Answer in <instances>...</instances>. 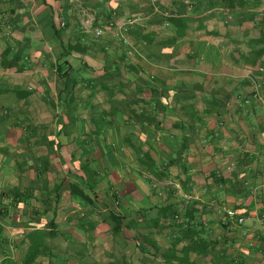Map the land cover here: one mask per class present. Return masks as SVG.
I'll return each mask as SVG.
<instances>
[{
    "label": "crops",
    "instance_id": "1",
    "mask_svg": "<svg viewBox=\"0 0 264 264\" xmlns=\"http://www.w3.org/2000/svg\"><path fill=\"white\" fill-rule=\"evenodd\" d=\"M143 1L0 0V264L124 257L165 264L176 238L178 256L193 242L189 256L197 264H264V0H245L225 19L218 9L196 14L222 36L201 38V60L187 59V45L167 67L149 69L160 72L163 97L174 99L155 124L131 116L155 107L105 104V92L92 105L85 88L76 92L82 103L58 101L56 67L68 61L83 68L85 58L66 51L87 49V61L101 71L114 60L106 53L116 47L110 18L120 24L136 15L138 25L149 26ZM98 28L103 39L95 37ZM73 185L87 200L72 194ZM169 208L182 210V219L188 208L197 234L186 238L172 227L163 215ZM113 213L129 226L117 237Z\"/></svg>",
    "mask_w": 264,
    "mask_h": 264
},
{
    "label": "trees",
    "instance_id": "2",
    "mask_svg": "<svg viewBox=\"0 0 264 264\" xmlns=\"http://www.w3.org/2000/svg\"><path fill=\"white\" fill-rule=\"evenodd\" d=\"M144 6L140 9L143 13L151 15L146 25H138L131 27L128 31V38L130 45L116 39L113 34L114 44L116 47L113 51H106L109 57L114 58L113 61L106 62V65L98 71L87 61V55L90 53L87 49L74 48L72 51H66L67 55L71 53L84 54L83 68L76 69L68 61L59 63L56 67L57 74L61 79L62 87L58 95L59 103L71 107L77 102L82 103V99L76 96L77 90L85 88L92 92L91 96L85 100V104L92 105L95 102L96 95L100 93L106 94L103 97V103L121 107H155V113H143L139 115L134 110L131 111V116L155 124L157 118L161 115L162 107L171 104L174 99L163 97L161 90V81L151 72L150 68L167 67V61L172 60L178 56L179 50L184 46L189 45L190 52L186 55L189 61L201 60L206 52L207 44L201 40L204 36L221 37L220 31L211 32L207 27V17L196 16L197 13H208V11L220 10V16L225 19L227 10H234L237 8L246 7L245 0H172V5L162 6L161 0H156L152 3L151 0H144ZM156 8L158 11H155ZM192 8L191 11L189 9ZM138 13V11H137ZM154 13V14H153ZM134 14V13H133ZM153 15V16H152ZM136 18L137 16H131ZM218 20L219 17H217ZM110 18V22L114 20ZM252 22H256V16L252 17ZM109 22V23H110ZM241 21L239 26H243ZM108 23V25H109ZM107 25L108 30L110 27ZM158 25L163 27L159 31H151L148 27ZM99 39H103L98 38ZM260 39H255L253 42L259 44ZM261 43L264 42V34L261 37ZM133 52V55L130 53ZM263 51H254V57L262 55ZM167 60V61H166ZM250 65L253 68L257 67V61H253ZM149 67H146L143 63ZM166 65V66H164ZM82 68V69H81ZM85 70V77L78 74L81 70ZM132 91V92H131ZM120 94L123 98H118ZM67 118L73 117L71 112L65 114ZM79 117L75 114L74 117ZM106 117L113 116V114H106ZM66 119V118H65ZM64 118L62 120H65ZM161 131V129H159ZM151 167L155 163L149 164ZM82 170L85 169L81 167ZM159 170V168H157ZM167 170V167H165ZM72 194L75 197H80L83 201L87 200L85 193L78 185H73ZM86 198V199H85ZM184 212L181 210V214ZM179 209H166L163 212L165 218L172 227H176L184 231L186 238L190 235L197 234V226H194L192 221L188 218L189 209L185 211V218H181ZM182 216V215H181ZM111 229L110 232L114 237L123 235L125 229V218L112 214L110 217ZM182 220V222H180ZM125 234V233H124ZM127 238V237H126ZM125 238V239H126ZM128 239V238H127ZM182 242L181 239H173L171 243L172 250L165 259V264H197L190 258V253L194 250V244L184 247L178 256V246ZM203 243L197 246H203ZM144 244L146 242L144 241ZM139 246V245H138ZM126 247V246H125ZM129 247V246H128ZM144 247L141 251H144ZM107 264H130L129 258H115Z\"/></svg>",
    "mask_w": 264,
    "mask_h": 264
},
{
    "label": "built area",
    "instance_id": "3",
    "mask_svg": "<svg viewBox=\"0 0 264 264\" xmlns=\"http://www.w3.org/2000/svg\"><path fill=\"white\" fill-rule=\"evenodd\" d=\"M139 20L136 18H128L127 20H125L123 23H117L116 20H112L109 23V27L110 29H112V34L113 36L118 39L121 42H124L125 44L130 45V39L128 38L127 34L128 31L131 27L135 26L136 24H138ZM64 26V24L62 25ZM105 30L98 28L95 30V37L101 38L104 36ZM130 55H133V52L130 53ZM190 199L189 196H186V202H188ZM227 217L233 221L234 223H237L239 226H243L245 225L246 219L245 217H241L237 214V212L235 210H227L225 211Z\"/></svg>",
    "mask_w": 264,
    "mask_h": 264
},
{
    "label": "rangeland",
    "instance_id": "4",
    "mask_svg": "<svg viewBox=\"0 0 264 264\" xmlns=\"http://www.w3.org/2000/svg\"><path fill=\"white\" fill-rule=\"evenodd\" d=\"M154 72H155V70H154ZM156 73H160V72H158V70L156 71ZM156 73H154V74H156ZM129 230V229H128ZM140 238V237H139ZM104 246H108L109 245V243H107L106 244V242L103 244ZM125 249H127V252H129V247L128 246H126V247H124Z\"/></svg>",
    "mask_w": 264,
    "mask_h": 264
}]
</instances>
